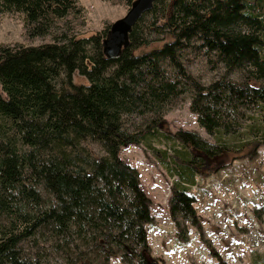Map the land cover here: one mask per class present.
<instances>
[{
	"label": "trees",
	"instance_id": "trees-1",
	"mask_svg": "<svg viewBox=\"0 0 264 264\" xmlns=\"http://www.w3.org/2000/svg\"><path fill=\"white\" fill-rule=\"evenodd\" d=\"M6 12L22 16L28 36L50 40L0 42V264H41L49 241L64 264H163L149 241L151 197L122 147L151 144L170 106L190 94L214 140L180 129L173 161L162 151L179 176L170 212L187 240L186 223L200 222L190 186L201 165L264 143V0H156L114 58L103 46L110 26L81 34L79 0H0ZM197 53L222 67L219 78L204 82L189 68Z\"/></svg>",
	"mask_w": 264,
	"mask_h": 264
},
{
	"label": "rangeland",
	"instance_id": "rangeland-1",
	"mask_svg": "<svg viewBox=\"0 0 264 264\" xmlns=\"http://www.w3.org/2000/svg\"><path fill=\"white\" fill-rule=\"evenodd\" d=\"M79 3L85 9L81 34L87 36L109 28L130 6L106 0H79ZM48 40L49 36H28L20 14L6 12L0 16V42L39 44ZM189 68L204 82L219 78L223 72L219 64L199 53L192 57ZM238 76V73L230 74L233 79ZM73 78L79 84L89 83L87 76L79 71L74 72ZM0 93L6 96L1 84ZM237 127L244 129L243 119L242 126ZM180 129L194 130L214 140L191 110L188 93L170 106L160 125L162 134L156 135L151 144L128 143L121 150V155L138 167L143 188L151 197L154 221L148 223L147 228L152 255L160 258L163 264H222L224 260L228 264H264V143L255 154L238 158H231L232 154L215 157L201 165L195 175V184L190 186V192L196 196L194 205L200 222L196 225L187 222L188 239L182 240L170 212L172 188L179 176L172 173L173 169L163 161L162 155V151H167L173 161L177 151L184 147L173 135ZM223 161L224 165H217ZM163 231H167V236H161ZM45 243L40 252L44 251L41 256L47 258L42 259L41 264H64L62 252L56 251L50 241ZM26 249L34 256L30 245ZM109 264H122V260L114 257Z\"/></svg>",
	"mask_w": 264,
	"mask_h": 264
},
{
	"label": "water",
	"instance_id": "water-1",
	"mask_svg": "<svg viewBox=\"0 0 264 264\" xmlns=\"http://www.w3.org/2000/svg\"><path fill=\"white\" fill-rule=\"evenodd\" d=\"M156 0H134L126 14L110 24L107 37L103 41L104 52L110 58L118 57L129 42L130 32L137 21L152 7Z\"/></svg>",
	"mask_w": 264,
	"mask_h": 264
},
{
	"label": "crops",
	"instance_id": "crops-1",
	"mask_svg": "<svg viewBox=\"0 0 264 264\" xmlns=\"http://www.w3.org/2000/svg\"><path fill=\"white\" fill-rule=\"evenodd\" d=\"M161 230H163V229H161ZM168 230V229H167ZM165 232H167V231H165ZM164 231L161 233V236H167V234L165 233ZM159 235V234H158Z\"/></svg>",
	"mask_w": 264,
	"mask_h": 264
}]
</instances>
